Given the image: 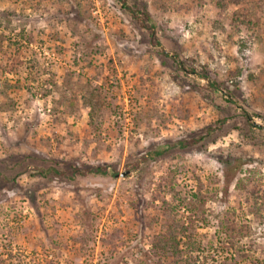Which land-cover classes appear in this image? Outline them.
<instances>
[{"label": "rangeland", "instance_id": "rangeland-1", "mask_svg": "<svg viewBox=\"0 0 264 264\" xmlns=\"http://www.w3.org/2000/svg\"><path fill=\"white\" fill-rule=\"evenodd\" d=\"M262 1L0 0V264H264Z\"/></svg>", "mask_w": 264, "mask_h": 264}, {"label": "trees", "instance_id": "trees-1", "mask_svg": "<svg viewBox=\"0 0 264 264\" xmlns=\"http://www.w3.org/2000/svg\"><path fill=\"white\" fill-rule=\"evenodd\" d=\"M264 1V0H263ZM262 1V2H263ZM264 5V3H262ZM263 9V10H262ZM261 9V11L264 13V7ZM251 22V19L249 20ZM2 62L0 59V67L2 66ZM247 116V114H245ZM258 210V209H257ZM167 229L169 230V237L170 239L165 240V242L162 244L164 245V248H166L167 253H172L171 255H177L179 253L178 246H179V240L176 238V235H186L185 230L187 227L183 225V222H179L178 220H174L172 224L168 225ZM188 236V235H187ZM195 243V242H194Z\"/></svg>", "mask_w": 264, "mask_h": 264}, {"label": "water", "instance_id": "water-1", "mask_svg": "<svg viewBox=\"0 0 264 264\" xmlns=\"http://www.w3.org/2000/svg\"><path fill=\"white\" fill-rule=\"evenodd\" d=\"M128 171H125V172H122L121 173V176L125 175Z\"/></svg>", "mask_w": 264, "mask_h": 264}]
</instances>
